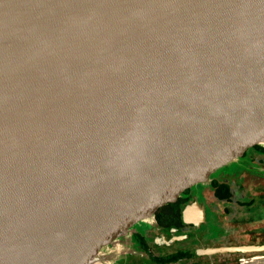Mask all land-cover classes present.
I'll list each match as a JSON object with an SVG mask.
<instances>
[{
	"label": "water",
	"instance_id": "water-1",
	"mask_svg": "<svg viewBox=\"0 0 264 264\" xmlns=\"http://www.w3.org/2000/svg\"><path fill=\"white\" fill-rule=\"evenodd\" d=\"M254 144L264 0H0V264H105Z\"/></svg>",
	"mask_w": 264,
	"mask_h": 264
},
{
	"label": "flooded vegetation",
	"instance_id": "flooded-vegetation-1",
	"mask_svg": "<svg viewBox=\"0 0 264 264\" xmlns=\"http://www.w3.org/2000/svg\"><path fill=\"white\" fill-rule=\"evenodd\" d=\"M130 230L108 246L117 254L105 264H264V145L248 147Z\"/></svg>",
	"mask_w": 264,
	"mask_h": 264
},
{
	"label": "rangeland",
	"instance_id": "rangeland-1",
	"mask_svg": "<svg viewBox=\"0 0 264 264\" xmlns=\"http://www.w3.org/2000/svg\"><path fill=\"white\" fill-rule=\"evenodd\" d=\"M234 165H235V164H231L230 166L225 167V171H226V172H230V171L233 172L232 170L235 169V166H234ZM203 189H204V188H203Z\"/></svg>",
	"mask_w": 264,
	"mask_h": 264
}]
</instances>
